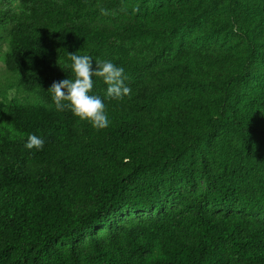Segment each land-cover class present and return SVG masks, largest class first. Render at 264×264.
I'll use <instances>...</instances> for the list:
<instances>
[{"label":"trees","instance_id":"16d2710c","mask_svg":"<svg viewBox=\"0 0 264 264\" xmlns=\"http://www.w3.org/2000/svg\"><path fill=\"white\" fill-rule=\"evenodd\" d=\"M214 2L242 50L175 32L211 35L198 12L124 20L123 0H0L5 70L28 97L0 101V264H264V0ZM102 10L115 24L84 17ZM76 52L123 67L132 90L111 99L93 77L103 130L48 90L73 79Z\"/></svg>","mask_w":264,"mask_h":264},{"label":"rangeland","instance_id":"374dc122","mask_svg":"<svg viewBox=\"0 0 264 264\" xmlns=\"http://www.w3.org/2000/svg\"><path fill=\"white\" fill-rule=\"evenodd\" d=\"M138 0H123L125 13L120 16L124 20L134 17L137 9L140 12L160 11L162 16H166L167 11H171L178 17L191 16L198 12L204 21V25L212 29V34L197 37L198 27H185L175 30L176 33H183L192 45H196L200 50L218 51V50H242V42L236 34L224 37L227 31V25L222 17L221 5L215 3L208 6V0H144V9L138 7ZM14 9H17V2L13 3ZM84 17L91 21L93 25L102 23L115 24L114 15H106L103 13L84 12ZM115 19V20H114ZM6 52L5 41L0 48V101H8L14 98L19 100H27L26 94H22L17 90L15 76L8 73L4 66V54ZM202 182H194L185 184L181 187L183 194L192 193L205 189Z\"/></svg>","mask_w":264,"mask_h":264},{"label":"clouds","instance_id":"9594fccd","mask_svg":"<svg viewBox=\"0 0 264 264\" xmlns=\"http://www.w3.org/2000/svg\"><path fill=\"white\" fill-rule=\"evenodd\" d=\"M138 11V9H137ZM103 14H106L102 10ZM71 61L73 79H63L53 82L48 89L52 93V100L56 110L68 109L80 120L87 121L96 130H103L110 124L105 111V104L100 97L91 95L94 87L93 77L102 78L107 86L106 95L108 98L121 100L131 95V88L124 81V68L115 65L109 60L95 61L90 55H79L68 53ZM44 139L35 134H28L24 147L28 150H42Z\"/></svg>","mask_w":264,"mask_h":264}]
</instances>
